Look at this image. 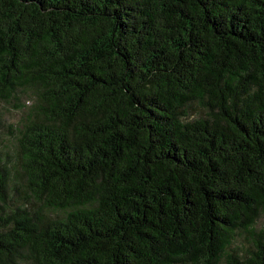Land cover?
I'll return each instance as SVG.
<instances>
[{"label":"trees","instance_id":"obj_1","mask_svg":"<svg viewBox=\"0 0 264 264\" xmlns=\"http://www.w3.org/2000/svg\"><path fill=\"white\" fill-rule=\"evenodd\" d=\"M0 102V264H264V0H0Z\"/></svg>","mask_w":264,"mask_h":264},{"label":"rangeland","instance_id":"obj_2","mask_svg":"<svg viewBox=\"0 0 264 264\" xmlns=\"http://www.w3.org/2000/svg\"><path fill=\"white\" fill-rule=\"evenodd\" d=\"M21 101L28 107L32 105L29 100L26 103V93L21 95ZM194 113V112H193ZM26 117V108L17 109L14 103L0 102V164L5 165L9 169V185L12 187L14 183L20 182L16 170L19 168L16 158L17 141L16 128L20 125L22 120ZM16 198H20L16 194ZM258 229H264V216L259 221ZM235 247H248V241L245 236L238 238Z\"/></svg>","mask_w":264,"mask_h":264}]
</instances>
